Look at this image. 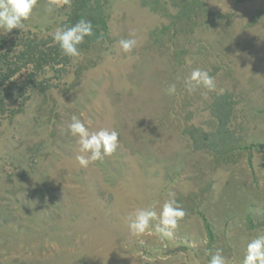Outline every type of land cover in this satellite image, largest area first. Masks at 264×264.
<instances>
[{"label": "rangeland", "instance_id": "obj_1", "mask_svg": "<svg viewBox=\"0 0 264 264\" xmlns=\"http://www.w3.org/2000/svg\"><path fill=\"white\" fill-rule=\"evenodd\" d=\"M48 2L25 32L61 26L68 2L50 14ZM188 2L193 17L171 24ZM106 13L103 41L63 74L38 72L31 97H14L0 120V264H208L217 249L241 264L264 233V148H244L264 142V0H106ZM128 38L137 45L124 54ZM197 67L214 91L186 90ZM73 115L115 129L116 152L81 167ZM169 193L186 212L174 239L131 236L129 214L159 213Z\"/></svg>", "mask_w": 264, "mask_h": 264}, {"label": "clouds", "instance_id": "obj_2", "mask_svg": "<svg viewBox=\"0 0 264 264\" xmlns=\"http://www.w3.org/2000/svg\"><path fill=\"white\" fill-rule=\"evenodd\" d=\"M37 2L38 0H0V34L6 36L13 29L25 31L26 22L34 14ZM63 2L67 3L68 0ZM57 4L58 0H49L45 11L52 13ZM50 35L62 55L78 58L81 55L79 46L85 42L86 37L93 35V25L91 21L80 19L74 24L56 27ZM136 45L137 41L134 38L118 41V47L124 54H130ZM184 85L190 94L201 88L208 91L216 89L214 77L209 75L208 70L198 67L191 70L184 80ZM175 93V84L166 89V94ZM90 126L91 120H82L75 115L67 125L68 133L76 139L78 145L76 160L81 167L110 157L119 146V133L115 129L101 127L92 130ZM185 215L186 212L175 199V194L169 193V199L163 202L159 213L151 207L135 208L128 216L127 228L131 236L155 235L158 242L164 243L174 239L176 229ZM207 255L210 256L208 264H228L221 249L209 251ZM241 264H264V233L248 240Z\"/></svg>", "mask_w": 264, "mask_h": 264}, {"label": "trees", "instance_id": "obj_3", "mask_svg": "<svg viewBox=\"0 0 264 264\" xmlns=\"http://www.w3.org/2000/svg\"><path fill=\"white\" fill-rule=\"evenodd\" d=\"M190 3L192 2L183 6L182 12L188 11L189 14L175 16L174 22L171 24H180L178 20L183 19V16H187L189 19L193 17L196 8ZM197 6L202 7V4ZM67 8L68 13L61 26L74 24L80 19L91 21L93 25V35L85 38V42L79 46L81 51L86 47H92L97 41H103L109 28L106 0H70ZM15 33L16 35L13 37L0 36V120H3V117H6L11 111V102L14 97H21L22 103L31 97L32 92L38 87L36 84L38 72L45 73L48 68H54L63 74L66 66L73 59L62 55L58 45L53 43L50 34L40 37L25 31ZM21 76H25V79L21 80ZM205 135L208 139L209 134ZM229 143L225 141L223 144L217 143V145L228 148ZM222 148L221 152L228 150ZM244 148L250 151L261 150L264 148V142H255ZM204 218L209 224L207 227L210 235L213 236L214 230L211 222L206 216Z\"/></svg>", "mask_w": 264, "mask_h": 264}]
</instances>
